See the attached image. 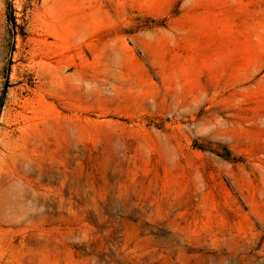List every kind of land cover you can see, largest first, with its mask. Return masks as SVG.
<instances>
[{
    "label": "rangeland",
    "instance_id": "374dc122",
    "mask_svg": "<svg viewBox=\"0 0 264 264\" xmlns=\"http://www.w3.org/2000/svg\"><path fill=\"white\" fill-rule=\"evenodd\" d=\"M0 264H264V0H0Z\"/></svg>",
    "mask_w": 264,
    "mask_h": 264
}]
</instances>
